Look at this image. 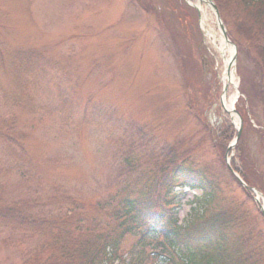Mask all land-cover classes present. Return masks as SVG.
<instances>
[{
  "label": "rangeland",
  "instance_id": "1",
  "mask_svg": "<svg viewBox=\"0 0 264 264\" xmlns=\"http://www.w3.org/2000/svg\"><path fill=\"white\" fill-rule=\"evenodd\" d=\"M206 1L0 0V206L18 205L27 220L100 219L94 205L118 191L124 157L135 152L143 169L156 146L174 147L213 183L208 214L235 206L229 231L250 238L262 253L251 263L264 264V220L238 182L244 173L264 201V4ZM190 5L221 36L217 8L235 49V90L222 92L223 58ZM235 92L229 114L221 100ZM183 192L185 222L201 192ZM61 193L74 204L58 208ZM38 231L1 222L0 264L58 255Z\"/></svg>",
  "mask_w": 264,
  "mask_h": 264
},
{
  "label": "trees",
  "instance_id": "2",
  "mask_svg": "<svg viewBox=\"0 0 264 264\" xmlns=\"http://www.w3.org/2000/svg\"><path fill=\"white\" fill-rule=\"evenodd\" d=\"M241 1L253 10L264 4V0ZM261 55L264 61V47ZM258 72L262 77L261 71ZM16 142L14 140L13 144ZM135 149L137 147L131 151ZM134 153L120 162L119 188L113 192L111 202L94 205L103 210L97 215L100 219L89 216L86 222L82 218L71 220V213L66 211L61 216L64 221L31 217L27 220L19 212L18 205L0 206V223H13L18 219L32 223L51 241L48 250L59 249L58 255L52 253L45 261L32 259L31 264H112L113 259L122 260L125 254L128 264H252L254 259H261L258 256L262 253L249 247L250 238L229 231L233 229L230 225L235 219V206L208 214L214 209L211 201L216 194L213 183L208 175L190 164L188 155L178 156L174 147L162 146L146 157L149 160L146 162L153 165L141 169L140 161L134 160ZM241 153L238 149L237 154L240 156ZM239 173L245 184L260 191L261 186H255L244 173ZM177 183L202 193L198 200L200 211L180 226L174 207L177 203L173 201V187ZM62 194L59 195L65 196ZM66 198L57 202L74 204Z\"/></svg>",
  "mask_w": 264,
  "mask_h": 264
},
{
  "label": "bare ground",
  "instance_id": "3",
  "mask_svg": "<svg viewBox=\"0 0 264 264\" xmlns=\"http://www.w3.org/2000/svg\"><path fill=\"white\" fill-rule=\"evenodd\" d=\"M197 8H198V11L203 16L201 20V26L203 28V32H204L206 39L209 40L210 44L213 45V47L218 52V54L221 55V57L223 58L222 60H223L224 68L226 71L223 72L221 76L222 83L224 84V86H228L230 84L233 85L235 84L234 83L235 76H234V72H233L232 65H231L232 64V60H231L232 49L229 47L226 41H224V39H222L221 36H218L213 30L205 29L203 25L205 21L204 20L205 15L203 13V10L200 7H197ZM233 97L229 98V101L226 99V96L222 98V106L225 111L231 112L232 108L234 107Z\"/></svg>",
  "mask_w": 264,
  "mask_h": 264
},
{
  "label": "water",
  "instance_id": "4",
  "mask_svg": "<svg viewBox=\"0 0 264 264\" xmlns=\"http://www.w3.org/2000/svg\"><path fill=\"white\" fill-rule=\"evenodd\" d=\"M208 3L210 4V5H212L209 1H208ZM213 8H214V6H213ZM214 10H215V8H214ZM215 12H216V10H215ZM217 14V13H216ZM217 20H218V17H217ZM218 23H219V26H220V28H221V30H222V33H224L223 32V29H222V26H221V23H220V21L218 20ZM234 61V59L232 58V62ZM231 65H233V63L231 64ZM240 184L242 185V186H244V184L240 181ZM245 187V186H244ZM246 188V187H245ZM246 189H248V188H246ZM260 210H261V212H262V214H263V216H264V210L262 209V208H260Z\"/></svg>",
  "mask_w": 264,
  "mask_h": 264
}]
</instances>
